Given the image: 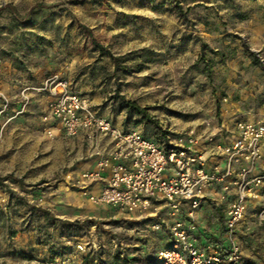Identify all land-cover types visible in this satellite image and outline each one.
<instances>
[{
	"label": "rangeland",
	"instance_id": "rangeland-1",
	"mask_svg": "<svg viewBox=\"0 0 264 264\" xmlns=\"http://www.w3.org/2000/svg\"><path fill=\"white\" fill-rule=\"evenodd\" d=\"M9 59L18 73L64 77L123 132L183 137L218 121L224 106L248 119L263 112L264 0H0V178L9 177L0 186V264H160L166 232L150 217L89 202L79 178L90 148L46 135L34 118L50 98L29 89L47 99L37 111L23 83L6 86ZM259 212L235 233L240 264H264Z\"/></svg>",
	"mask_w": 264,
	"mask_h": 264
},
{
	"label": "built area",
	"instance_id": "built-area-1",
	"mask_svg": "<svg viewBox=\"0 0 264 264\" xmlns=\"http://www.w3.org/2000/svg\"><path fill=\"white\" fill-rule=\"evenodd\" d=\"M39 91L50 102L34 120L41 122L49 138L110 139L112 147L95 153L94 168L82 173L79 183L85 195L99 187L98 194L87 196L91 204L128 219L150 217L155 230L166 232L169 244L158 253V263L242 262L234 238L249 201L263 202L258 214L264 221V174L258 173L264 151V110L255 121L225 120L219 111L218 121L204 120L183 137L150 140L116 128L74 93L62 76L48 77ZM217 188L219 193L212 195ZM207 200L225 214L223 246L208 243L194 222Z\"/></svg>",
	"mask_w": 264,
	"mask_h": 264
},
{
	"label": "crops",
	"instance_id": "crops-1",
	"mask_svg": "<svg viewBox=\"0 0 264 264\" xmlns=\"http://www.w3.org/2000/svg\"><path fill=\"white\" fill-rule=\"evenodd\" d=\"M12 65H13V61L11 59H9V60L5 61L4 66L1 68V72L3 71V74H2L3 80L6 84V86H8V87L11 86V88L15 87L13 85L14 82L18 83V81H19L20 83L24 84L23 89L26 88L25 92H28L29 89L34 90L38 86H41L40 88L43 87L44 80L40 77H37V75L40 76L39 75L40 70H41L40 68H31V70H27L26 73L25 72H19L18 73L17 71L14 70V67ZM2 75H1V77H2ZM31 95L33 97L35 96V94H31ZM31 95L29 94V92L26 93V96H28V97H30ZM48 100H49V98H48ZM36 102L38 105V108H37L38 110L37 109H35V110L42 111L45 109V105L47 103L46 98H44V97L43 98H37L36 97L32 101L31 105H33ZM235 107L238 108L237 106H234V107L233 106L232 107L224 106L223 110H222V112L224 113L222 116L223 119L226 120L228 118H233V119L238 120V121H255V120L259 119V117L253 118V119H250V118L248 119L244 116V114L237 113L236 111H238V110H236ZM104 119H106V118H104ZM114 126H116V125H114ZM116 128H117V126H116ZM119 129H121V128H119ZM72 141H73V143L77 149L82 148L83 145L86 146L87 148H90V150H92L94 148L92 151L89 150L87 155H85L86 164L84 166H87V168H85L84 172L94 168V165H95L94 155L97 151H104V150H107V149L112 147V142L107 137H103V138L99 139L97 142H92V141L84 140L83 136L79 135L77 138L72 139ZM258 173L264 174V151L262 153V162H261ZM98 193H99V187L94 186V187L89 189V192L87 194L96 195ZM217 193H219L218 188L212 192V195L217 194ZM234 200H235V198L232 196V197H230L229 202H233ZM262 203L263 202L260 199L254 200V201H249L245 216L250 215L251 217H253L252 214L257 213L259 211V209L262 206ZM217 216H221L222 222L224 223L225 214L223 212V209L216 207L209 200H207L203 203L201 209L195 213L194 222L198 228V231L203 236V238H205L207 240V242L209 240L205 235H208V237L215 239V241H217V243L223 244V242L225 240V231H221L222 232L221 234H220V232H217L218 226H216L214 224V222H217V220H215V219L219 218ZM243 224H244V222H242L240 225H238L236 232L238 231V228L242 227Z\"/></svg>",
	"mask_w": 264,
	"mask_h": 264
},
{
	"label": "trees",
	"instance_id": "trees-1",
	"mask_svg": "<svg viewBox=\"0 0 264 264\" xmlns=\"http://www.w3.org/2000/svg\"><path fill=\"white\" fill-rule=\"evenodd\" d=\"M95 48L98 49L101 53L103 54H108V52L103 49L102 47L98 46L97 44H94ZM111 59V62L113 63L114 66H116L118 63H119V60L117 58H114V57H110ZM9 179V177H5V178H0V186H2V184L7 180Z\"/></svg>",
	"mask_w": 264,
	"mask_h": 264
}]
</instances>
